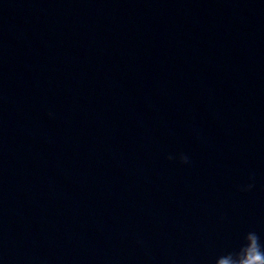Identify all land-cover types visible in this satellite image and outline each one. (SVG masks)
Masks as SVG:
<instances>
[{
	"label": "water",
	"instance_id": "1",
	"mask_svg": "<svg viewBox=\"0 0 264 264\" xmlns=\"http://www.w3.org/2000/svg\"><path fill=\"white\" fill-rule=\"evenodd\" d=\"M249 231L264 0H0V264H215Z\"/></svg>",
	"mask_w": 264,
	"mask_h": 264
},
{
	"label": "clouds",
	"instance_id": "2",
	"mask_svg": "<svg viewBox=\"0 0 264 264\" xmlns=\"http://www.w3.org/2000/svg\"><path fill=\"white\" fill-rule=\"evenodd\" d=\"M173 159L172 156L168 157ZM182 163H188V156L183 153L179 157ZM251 188L252 185L247 186ZM246 243L238 251L227 252L216 258L215 264H264V245L260 242V237L255 231H249L244 237Z\"/></svg>",
	"mask_w": 264,
	"mask_h": 264
}]
</instances>
